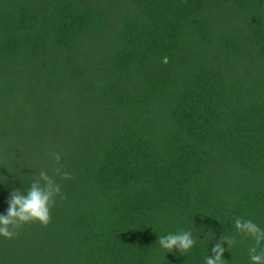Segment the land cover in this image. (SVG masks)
I'll list each match as a JSON object with an SVG mask.
<instances>
[{
  "label": "trees",
  "instance_id": "1",
  "mask_svg": "<svg viewBox=\"0 0 264 264\" xmlns=\"http://www.w3.org/2000/svg\"><path fill=\"white\" fill-rule=\"evenodd\" d=\"M41 170L49 221L0 236V264H203L222 236L251 264L233 221L264 228V0H0V213ZM189 228L187 253L159 247Z\"/></svg>",
  "mask_w": 264,
  "mask_h": 264
},
{
  "label": "clouds",
  "instance_id": "2",
  "mask_svg": "<svg viewBox=\"0 0 264 264\" xmlns=\"http://www.w3.org/2000/svg\"><path fill=\"white\" fill-rule=\"evenodd\" d=\"M49 155L59 162V154L49 153ZM54 171L65 179L69 178V173L66 171L61 172L58 168ZM59 192L60 186L54 183L52 177L44 170L39 172V178L33 180L25 192L12 191L7 200L6 211L0 213V236L14 237L15 229L20 223L36 221L46 225L49 221L50 208L54 203L53 196ZM233 223L237 233H242L253 241L252 246L248 248V258L251 264H264V228L251 219L241 217H236ZM196 240L189 228L160 235L158 244L161 249L165 250V253L179 250L184 254L194 246ZM235 243V237H220L211 249L215 255H205L203 264H224L225 259L222 253L225 251V247L222 244H226L229 248Z\"/></svg>",
  "mask_w": 264,
  "mask_h": 264
}]
</instances>
